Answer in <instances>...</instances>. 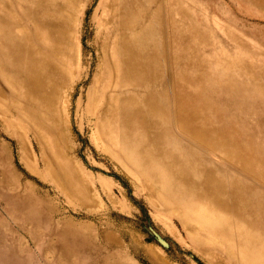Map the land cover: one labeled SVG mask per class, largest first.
Masks as SVG:
<instances>
[{"label":"rangeland","instance_id":"374dc122","mask_svg":"<svg viewBox=\"0 0 264 264\" xmlns=\"http://www.w3.org/2000/svg\"><path fill=\"white\" fill-rule=\"evenodd\" d=\"M0 264H264V0H0Z\"/></svg>","mask_w":264,"mask_h":264},{"label":"water","instance_id":"95a60500","mask_svg":"<svg viewBox=\"0 0 264 264\" xmlns=\"http://www.w3.org/2000/svg\"><path fill=\"white\" fill-rule=\"evenodd\" d=\"M150 233L155 238V240L165 249L169 248V243L161 237L153 228H150Z\"/></svg>","mask_w":264,"mask_h":264},{"label":"bare ground","instance_id":"6f19581e","mask_svg":"<svg viewBox=\"0 0 264 264\" xmlns=\"http://www.w3.org/2000/svg\"><path fill=\"white\" fill-rule=\"evenodd\" d=\"M139 115H140V117H142V116H143L142 114L138 113L137 115H135V117H136V118H138V117H139Z\"/></svg>","mask_w":264,"mask_h":264}]
</instances>
